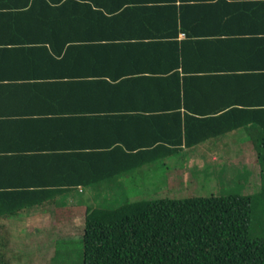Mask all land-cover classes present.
<instances>
[{"label":"crops","instance_id":"obj_1","mask_svg":"<svg viewBox=\"0 0 264 264\" xmlns=\"http://www.w3.org/2000/svg\"><path fill=\"white\" fill-rule=\"evenodd\" d=\"M169 79L179 94L159 89ZM168 111L191 118L197 144H164L160 160L264 149V125L247 122L264 121V0H0V192L53 184L48 203L1 215L0 232L83 227L94 193L135 171L111 175L113 147H157H141L144 124L104 122ZM69 179L111 180L70 188ZM40 248L45 259L48 243Z\"/></svg>","mask_w":264,"mask_h":264},{"label":"trees","instance_id":"obj_2","mask_svg":"<svg viewBox=\"0 0 264 264\" xmlns=\"http://www.w3.org/2000/svg\"><path fill=\"white\" fill-rule=\"evenodd\" d=\"M118 8H115L116 14L124 10V7ZM21 10L18 11L20 15L31 14L27 7ZM42 51L53 59L44 48ZM173 83V79L160 82L159 89L166 90V85L170 84L178 91L171 90L172 93L179 94L181 85ZM168 113L173 115H138L143 116L142 120L133 122L117 115L104 122L120 131L135 123L144 124L148 141L141 147L157 146L154 151H126L124 147L115 145L112 151L119 156L115 159L117 168L111 175L136 170L164 158V153L158 152V149L169 150L164 144L174 148L197 144V140L189 139L191 118H181L175 115V111ZM195 121L199 125L207 123ZM247 122L264 125L260 120ZM147 128L151 131L154 128L157 133H150ZM169 129L176 130L177 140L173 141L174 133ZM256 153L255 162L259 165L262 179L260 194L264 196V149ZM168 154L174 152L169 151ZM109 180L69 179L64 186L88 188ZM51 187L52 183L40 182L34 185V189L1 191L0 216H12L22 208L48 203L45 196L49 192L46 189ZM250 215L249 196L128 201L115 209L87 208L81 237V264H264V237L249 236ZM4 247L7 251L6 239L4 244L0 243V262H3ZM57 254L55 251L49 258L51 263ZM6 263L9 264V260Z\"/></svg>","mask_w":264,"mask_h":264},{"label":"rangeland","instance_id":"obj_3","mask_svg":"<svg viewBox=\"0 0 264 264\" xmlns=\"http://www.w3.org/2000/svg\"><path fill=\"white\" fill-rule=\"evenodd\" d=\"M256 152H183L153 161L128 174L129 179H113L102 185L91 202L95 208L115 209L125 202L195 197L249 196L251 215L249 236L264 237V196ZM213 156L216 157L214 160ZM82 226V225H81ZM83 227L72 232L30 233L0 232L10 248L0 264H81ZM44 241L48 243L43 259ZM55 251L52 263L49 258Z\"/></svg>","mask_w":264,"mask_h":264}]
</instances>
